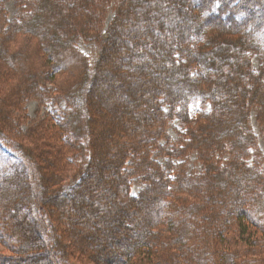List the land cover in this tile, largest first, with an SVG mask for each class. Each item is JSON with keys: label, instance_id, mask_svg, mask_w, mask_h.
Wrapping results in <instances>:
<instances>
[{"label": "trees", "instance_id": "16d2710c", "mask_svg": "<svg viewBox=\"0 0 264 264\" xmlns=\"http://www.w3.org/2000/svg\"><path fill=\"white\" fill-rule=\"evenodd\" d=\"M190 1L103 0L115 5L104 31L100 0H25L13 22L0 4V264H264V158L243 99L263 120L264 81L243 83L246 54L264 48V0ZM47 85L62 118L16 137L13 114ZM193 102L211 111L190 118ZM175 117L204 119L185 128L184 149L168 148ZM190 149L193 176L171 163Z\"/></svg>", "mask_w": 264, "mask_h": 264}, {"label": "rangeland", "instance_id": "374dc122", "mask_svg": "<svg viewBox=\"0 0 264 264\" xmlns=\"http://www.w3.org/2000/svg\"><path fill=\"white\" fill-rule=\"evenodd\" d=\"M23 1L25 0H0V4L7 11V18L10 22L15 21L17 17L22 13V10L24 8ZM102 2L103 0H100L99 6L103 8V17H101L100 25L95 29L104 31L108 27L109 23L111 22V19L114 16L115 5L112 2H106V3H102ZM187 8L189 9V11H191L193 8H195V2L187 0V5L184 7V9H187ZM198 42L199 40L197 36L192 37L190 39L191 47L195 48ZM175 43L176 42L173 41V45L176 46ZM76 49L83 56L90 59L92 56L93 50H94V45L83 39H79L76 44ZM147 50L149 52L151 51V49H147ZM179 52L181 51L177 49L175 50L174 54H177L175 56H177L179 62H184L185 59L182 57V55ZM246 55L248 57V60H246L247 66L245 68V71L247 72V79L249 80L247 82H244L243 85L245 86V88H248V87H251V89L257 88V87L259 88V86L262 84V81H264V48L261 49L257 53L248 51ZM143 60L144 59H141V58L136 59L133 67H135L136 65L142 64L144 62ZM111 64L115 65L112 58H110L108 62V65H109L108 67L111 68L112 67L110 66ZM75 72H77V69ZM251 72L254 74H259L260 72L261 73L258 78H254L250 76ZM193 74H197L196 69H193ZM122 81H123L122 78H118L116 82L111 83L110 85L112 86V89L115 87L116 89H118L119 87H123V85H118V84H125V82H122ZM46 88L47 90L43 91V93L40 94L39 97L30 96V95H27L26 97H24L25 95L23 96L24 98H23L21 113L24 112V114L21 116L20 109L15 111V113L13 114V117H14L13 124L15 122H18V124L15 125L14 127L17 128L18 126V129L20 131L18 132L16 129V132H17L16 133L13 128L16 137L22 139V136L26 135V131L34 125H38L43 122H49V121L57 122L58 120L62 118L63 113L67 109L65 101L60 98L59 99L57 98L55 94V89L52 88L51 85H47ZM98 90H100L101 92L107 91V89L104 86H100ZM251 96H252V93L250 91L246 92L243 99L245 100V107L246 108L249 107L250 109V114L248 116L249 117V120H248L249 127L256 137V150L252 149V152L255 153L257 151L264 158V119L261 121L257 119L259 108L252 104L250 100ZM161 101L162 99H160V102ZM161 108L162 110H166L167 105L163 104ZM202 111L205 113H209L211 111L210 104H202V103L193 102L189 104L188 106V113H189L190 118H195L196 115ZM222 116L223 115H220L219 118ZM166 117H170V115H166ZM203 123H204V119L199 121L197 117L196 119L190 121L188 124L186 125L184 124L185 126L184 127L179 122L177 117L173 118V120L171 118H167L164 131H165V135L168 138V142H170L168 148L173 146V147L182 149L183 148L182 143L187 141V137L184 135L186 129L199 127ZM159 145H164V141H161ZM184 154L185 155L183 158H179V159L173 158L171 160V163L172 164L182 163L184 165V170L188 176H193V175L198 174L201 171V165L197 161L196 152L190 149V150H186ZM150 155L154 161H156L158 164H160L163 167L166 173L168 174L170 173L167 170L168 157L166 155L158 154L157 151L155 150L151 151ZM9 158H10V155L2 156L1 158L2 160H0V163L2 165L3 163H5L6 165L8 162H10L8 160ZM130 185H131L130 194L136 197L139 194V192L142 190L143 185L140 183L138 178H132L130 180ZM60 198H63V196L60 195ZM21 224L25 225L26 223L21 222ZM29 225L33 226L32 223H30ZM135 232L136 230L134 228L131 231L132 234L128 233V235L134 236ZM104 247H106V249H109V246H104ZM3 253H5L4 249L2 246H0V254H3Z\"/></svg>", "mask_w": 264, "mask_h": 264}]
</instances>
